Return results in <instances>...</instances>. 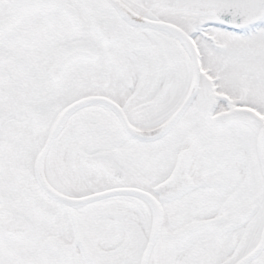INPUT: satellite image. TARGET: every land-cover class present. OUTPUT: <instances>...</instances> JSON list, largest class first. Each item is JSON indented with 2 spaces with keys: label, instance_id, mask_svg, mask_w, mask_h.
I'll return each instance as SVG.
<instances>
[{
  "label": "snow or ice",
  "instance_id": "1",
  "mask_svg": "<svg viewBox=\"0 0 264 264\" xmlns=\"http://www.w3.org/2000/svg\"><path fill=\"white\" fill-rule=\"evenodd\" d=\"M0 264H264V0H0Z\"/></svg>",
  "mask_w": 264,
  "mask_h": 264
}]
</instances>
